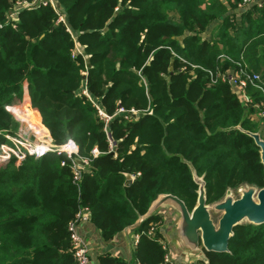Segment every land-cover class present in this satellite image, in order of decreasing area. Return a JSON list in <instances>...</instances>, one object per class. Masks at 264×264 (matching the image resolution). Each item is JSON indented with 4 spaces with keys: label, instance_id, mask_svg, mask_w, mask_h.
<instances>
[{
    "label": "trees",
    "instance_id": "obj_1",
    "mask_svg": "<svg viewBox=\"0 0 264 264\" xmlns=\"http://www.w3.org/2000/svg\"><path fill=\"white\" fill-rule=\"evenodd\" d=\"M243 1L58 0L68 32L52 8L13 21L17 0H0V131L15 134L8 107L27 85L54 142L72 139L91 159L79 186L58 154L0 168V264H77L69 224L81 207L105 243L159 195L192 211L198 186L188 163L204 177L208 203L242 184L264 188L259 148L233 129H263L264 139V121L253 117L263 94L249 85L253 103L243 106L229 81L211 75L240 64L264 80V3L244 11ZM76 44L82 54L72 57ZM168 223V214L150 217L131 261L106 252L99 264H171L161 244ZM206 256L209 264H264V225L236 227L229 253Z\"/></svg>",
    "mask_w": 264,
    "mask_h": 264
},
{
    "label": "water",
    "instance_id": "obj_2",
    "mask_svg": "<svg viewBox=\"0 0 264 264\" xmlns=\"http://www.w3.org/2000/svg\"><path fill=\"white\" fill-rule=\"evenodd\" d=\"M242 105L247 106L244 103ZM233 129L254 140L259 148L260 162L264 167L262 131L252 133L244 130L241 124ZM188 164L193 181L198 186V197L193 210L190 211L185 202L177 196L159 195L151 203L147 213L139 215L136 222L126 227L120 235L129 240V234L139 229L150 217L162 212H172L178 215L177 222L172 231L165 228L162 232L169 243L173 259L185 264L194 262L209 264L206 252L229 253V243L236 227L264 225V188L259 189L249 184H242L234 189L228 188L219 201L209 204L204 177H199L193 166ZM131 183V180L127 181L128 185ZM234 191L239 194L238 197L234 196ZM214 217L218 219L214 220ZM131 258L132 251L129 261Z\"/></svg>",
    "mask_w": 264,
    "mask_h": 264
},
{
    "label": "built area",
    "instance_id": "obj_3",
    "mask_svg": "<svg viewBox=\"0 0 264 264\" xmlns=\"http://www.w3.org/2000/svg\"><path fill=\"white\" fill-rule=\"evenodd\" d=\"M248 1L249 0H245L244 3H247ZM239 7H241V5ZM40 8H52L57 15L56 24L65 25L67 27V31L71 32L63 12L58 7V0H32L30 2H17L10 18L11 20L16 21L23 10H36ZM78 54H82V49L76 44L72 57H76ZM237 65V70H228L226 73H222L221 71H218L216 74L211 73L213 81L217 82L220 79L222 81H229L239 93L241 102L245 105L253 103L252 98L246 96L245 89L251 85L252 87L260 90L263 94V100L260 104L254 105L256 114L253 117L254 119L260 118L264 121V80L260 74L248 72L242 65ZM84 94L87 95V92L85 91ZM18 105L19 104H13L8 108L15 115L18 121L25 122L27 121L26 115L24 114L23 109ZM27 106L28 108H31L30 105ZM97 108L100 116L104 119L106 124H108L111 118L105 115L103 110L100 109L98 105ZM119 112L124 113L125 111L124 109H120ZM131 112L136 114L134 110ZM41 131L42 135H38L36 133L35 141L30 140L26 135L0 131V138L5 141L0 144V165L9 163L11 160H16L17 163H22L28 158L42 159L49 154H58L64 157L61 165L70 167L73 175V183L79 186L84 173L90 166L91 159L81 155L79 145L74 140L70 139L63 144H56L49 132L44 129ZM99 155L100 152L97 149L92 151L93 158H97ZM90 214L89 208L81 207L75 219L69 224L73 254L77 264H94L90 256L89 247L81 234L78 232V226L80 224L90 221ZM139 239L140 237L137 235L135 237L134 246L138 244ZM161 244L163 245L164 250H167V254L165 256L166 262L171 264L179 263H176L173 259L169 246H167L166 243L164 244L161 242Z\"/></svg>",
    "mask_w": 264,
    "mask_h": 264
},
{
    "label": "crops",
    "instance_id": "obj_4",
    "mask_svg": "<svg viewBox=\"0 0 264 264\" xmlns=\"http://www.w3.org/2000/svg\"><path fill=\"white\" fill-rule=\"evenodd\" d=\"M245 1V0H244ZM241 4V10L248 11L254 9V7H261L264 3V0H249L247 3ZM212 31H209V34H207L208 37H210ZM24 102L27 105L32 106L31 98L29 96V93L24 96ZM38 116L41 118V115L37 112ZM263 127V126H262ZM263 131V129H261ZM163 213V212H162ZM170 214L169 212H166L165 215ZM173 214V213H172ZM165 227H163L162 231L164 232ZM138 231H132L129 234V240L123 236L120 235L116 241L112 243H105L100 236L99 231L96 229L95 226L91 223V221L84 222L78 226V232L83 237L84 241L87 243L90 251V256L94 264H99L98 257L103 253H111L114 256L117 257H123L128 258L130 260V251H132L133 256V249H134V241H135V233ZM162 232V233H163ZM130 245H129V243ZM170 247V246H169ZM132 259V258H131ZM179 262V261H177ZM185 264V263H182Z\"/></svg>",
    "mask_w": 264,
    "mask_h": 264
},
{
    "label": "rangeland",
    "instance_id": "obj_5",
    "mask_svg": "<svg viewBox=\"0 0 264 264\" xmlns=\"http://www.w3.org/2000/svg\"><path fill=\"white\" fill-rule=\"evenodd\" d=\"M24 0H17V2H23ZM232 70V69H231ZM27 93H28V87H27V85H25V92H24V96L25 95H27ZM19 105V107L20 108H22L23 110H24V107H25V110H26V112H30V114L31 113H34L36 110H34L33 109V107L31 106V108H28V106L27 105H25L26 103H24V97H23V99H22V101L20 102V103H18ZM8 111H9V113L11 114V116H12V118L14 119V122H15V125H16V128L14 129V133L15 134H22V135H26L30 140H32V141H35L36 140V133L38 134V135H42V128L45 130V131H47V132H49L50 133V131H49V129L43 124V120H42V117L39 119V121L37 120V119H35L32 123H31V119L30 118H28L29 116H26L27 118H26V120L27 121H25V122H20V121H18L17 119H16V117H15V115L11 112V110L8 108ZM26 112H24V114H26ZM38 112V111H37ZM39 113V112H38ZM40 114V113H39ZM29 115V114H28ZM36 118V117H35ZM39 122L38 123V125L36 126V125H34V123H36V122ZM262 122H263V120H262ZM51 134V133H50ZM2 142H5L2 138H0V144L2 143ZM8 163H6V164H1L0 165V168L1 167H4L5 165H7ZM233 194H234V196L235 197H238L239 196V194L238 193H236L235 191L233 192ZM224 196V195H223ZM220 200V199H219ZM219 200H217V201H219ZM217 201H214V202H217ZM214 202H211V203H209V204H212V203H214ZM170 214H168L169 215V223L168 224H166V225H164L163 227H165L166 229H170L171 231L173 230V228H174V226H175V224H176V222H177V219H178V215H176V214H172V212H169ZM162 214H166V212H163ZM218 218L217 217H214V220H217ZM163 227L161 228V231H162V229H163ZM170 231V232H171ZM162 243H166V245L167 246H169V243H168V241L166 240V241H161ZM175 262L177 263V261L175 260ZM196 263H198V262H194L193 264H196ZM203 263V262H202ZM177 264H182L181 262H179V263H177ZM192 264V263H191ZM205 264V263H204Z\"/></svg>",
    "mask_w": 264,
    "mask_h": 264
},
{
    "label": "bare ground",
    "instance_id": "obj_6",
    "mask_svg": "<svg viewBox=\"0 0 264 264\" xmlns=\"http://www.w3.org/2000/svg\"><path fill=\"white\" fill-rule=\"evenodd\" d=\"M24 112H26V110H25V107H24V110H23ZM29 114V115H28ZM26 116H29L28 118H30L31 119V123L36 119L35 118V115H34V113H31L30 114V112H26V114H25ZM27 118V117H26ZM38 121L36 122V123H34V125H38ZM43 129V128H42Z\"/></svg>",
    "mask_w": 264,
    "mask_h": 264
}]
</instances>
